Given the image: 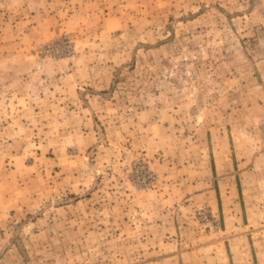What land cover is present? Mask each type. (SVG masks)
<instances>
[{
	"label": "rangeland",
	"instance_id": "1",
	"mask_svg": "<svg viewBox=\"0 0 264 264\" xmlns=\"http://www.w3.org/2000/svg\"><path fill=\"white\" fill-rule=\"evenodd\" d=\"M0 264H264V0H0Z\"/></svg>",
	"mask_w": 264,
	"mask_h": 264
}]
</instances>
